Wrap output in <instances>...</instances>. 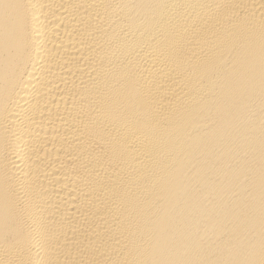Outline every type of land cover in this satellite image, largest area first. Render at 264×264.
<instances>
[{"label":"bare ground","instance_id":"1","mask_svg":"<svg viewBox=\"0 0 264 264\" xmlns=\"http://www.w3.org/2000/svg\"><path fill=\"white\" fill-rule=\"evenodd\" d=\"M0 264H264V0H0Z\"/></svg>","mask_w":264,"mask_h":264}]
</instances>
